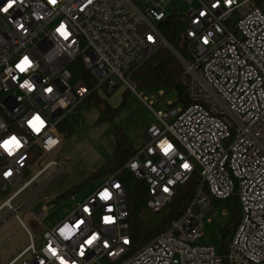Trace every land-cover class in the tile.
Instances as JSON below:
<instances>
[{"label":"built area","instance_id":"1","mask_svg":"<svg viewBox=\"0 0 264 264\" xmlns=\"http://www.w3.org/2000/svg\"><path fill=\"white\" fill-rule=\"evenodd\" d=\"M181 1L185 10L175 0H15L0 11V144L12 136L21 142L12 154L0 147V187L23 181L0 209L16 216L15 195L54 166L29 198L35 196L62 171L58 162L40 160L39 170L23 180L39 152L48 155L60 144L58 125L91 90L113 91L117 77L135 91L132 74L168 48L160 27L174 13L183 15L187 58L173 49L190 103L153 111L156 121L123 168L147 183L153 213L170 202L177 185L195 173L199 178L185 211L131 254L125 188L114 173L46 230L39 248L19 219L30 243L9 264H264V12L258 0ZM7 3L0 0V9ZM25 56L31 63L20 72ZM26 80L32 91L20 87ZM150 98L152 109L157 100ZM34 115L45 121L39 133L27 123ZM105 190L107 200L100 195ZM233 194L240 218L218 255L195 242L211 201ZM65 225L74 229L67 239L59 231ZM28 253L31 260L23 259Z\"/></svg>","mask_w":264,"mask_h":264},{"label":"rangeland","instance_id":"2","mask_svg":"<svg viewBox=\"0 0 264 264\" xmlns=\"http://www.w3.org/2000/svg\"><path fill=\"white\" fill-rule=\"evenodd\" d=\"M175 4L182 10L186 9L181 0ZM258 6L264 12V1L258 0ZM117 86L113 91L103 88L96 90L97 95L111 107L120 109L112 119H99V110L95 106L85 104L73 109L78 117L74 132L68 137L59 135L60 144L48 155L39 152L34 161L30 163L29 170L24 174L23 180H29L38 170V161L46 164L51 161L61 164L62 171L48 182L35 196H29L44 184L54 173V166H50L27 187L15 195L10 205L19 207L16 216L4 206L0 209V264H5L28 246L30 237L22 227L19 219L30 230L32 239L37 248L43 241V233L57 225L64 219L77 202H81L91 194L101 183L97 177L101 167L112 159L116 129L120 128L130 140L134 148L144 143L143 135L147 126L156 121L153 111H167L174 107L176 100L174 91L164 88L150 90L135 84V91L117 77H114ZM134 82V80L132 79ZM135 83V82H134ZM160 92L164 93L162 96ZM147 98L146 103L140 99ZM150 94L157 100L152 109L147 103L151 100ZM23 184L22 180L7 184L4 189L0 187V205L10 197ZM75 199L72 200L71 196ZM29 198V199H28ZM28 199V200H27ZM25 200L26 204L21 205ZM212 208L203 217L202 235L196 240L198 245L213 246L216 254L223 253L224 243L222 230L230 221V209L217 200H212ZM23 259L31 260L30 254ZM22 260L14 264H22Z\"/></svg>","mask_w":264,"mask_h":264},{"label":"trees","instance_id":"3","mask_svg":"<svg viewBox=\"0 0 264 264\" xmlns=\"http://www.w3.org/2000/svg\"><path fill=\"white\" fill-rule=\"evenodd\" d=\"M160 31L166 41L184 58H187L185 50L184 21L183 15L171 14L162 22ZM79 63H77V66ZM79 70L80 67H78ZM182 65L177 57L166 47L159 48L139 69L131 76L135 84L144 89L164 88L166 91H174L176 100L172 103L174 107L189 105L187 89L179 78L182 74ZM92 88V83L89 84ZM95 106L99 110V119H112L121 105L111 107L105 100L101 99L96 90L83 99L80 105ZM78 122L75 114H70L58 125V134L62 137L70 136ZM137 148H134L120 129H116L114 152L112 159L107 161L97 172L96 176L102 181L110 175L117 173L118 179L122 182L128 209V233L130 237L129 254L138 250L141 246L151 240L159 233L166 230L171 221L178 218L188 207L194 198L199 184L198 175L195 173L183 184L175 187V192L170 202L158 212H150L146 202L149 198L148 185L145 181L136 179L128 170L123 168L130 160ZM230 209V221L222 230L223 251L239 221L240 204L236 194L222 200H217Z\"/></svg>","mask_w":264,"mask_h":264},{"label":"clouds","instance_id":"4","mask_svg":"<svg viewBox=\"0 0 264 264\" xmlns=\"http://www.w3.org/2000/svg\"><path fill=\"white\" fill-rule=\"evenodd\" d=\"M9 9V6L7 5L6 7L0 9V11L3 12H7ZM27 56H25L20 63L17 64V68L20 69H24V71L27 70L28 66V62L27 60H25ZM21 71L20 72H24ZM21 88H25L27 87L29 91L33 90V85L29 82V81H25L23 84L20 85ZM48 92H51L52 89L49 88L47 89ZM45 126V121L39 116V115H34L33 118L31 119V128L34 130V132L39 133L41 131V129ZM55 141H51L50 144H54ZM6 147L12 152L17 148L16 142L13 140H9L8 144L6 145ZM60 234L62 236H64L65 239H67L68 237H70L73 234L74 229L70 228L69 226L65 225L63 228L59 229Z\"/></svg>","mask_w":264,"mask_h":264},{"label":"snow or ice","instance_id":"5","mask_svg":"<svg viewBox=\"0 0 264 264\" xmlns=\"http://www.w3.org/2000/svg\"><path fill=\"white\" fill-rule=\"evenodd\" d=\"M14 2H15V0H8L7 5L9 6V8H11V7L13 6V3H14ZM50 2H51V3H55L56 0H50ZM229 2H230V0H229ZM58 31H60L62 35H65V37H67V33H66V31H64V26H63V25H61V28L58 29ZM149 39H151V37H149ZM25 60H27V62H28V66H30V63H31V62H30V60L28 59V57H26ZM20 70H21V71H24V69H20ZM27 123H28L29 127H31V120L27 121ZM9 140H13V141L16 142L17 149L21 146V142L18 140L17 137L12 136V137H10L9 139L4 140V141L2 142V144H0V147H3L5 150L9 151V154H12V152L6 147V145L8 144V141H9ZM171 147H172V146L169 144V145L164 149V151L167 153V151H169V150L171 149ZM184 167L187 168L188 165L185 164ZM5 175H8V173H5ZM100 195H101V197H102L103 199L107 200V199L110 198V195H111V194H110L107 190H105L104 192L100 193ZM86 211H87V209H86ZM110 220H111L110 217H105V222H110ZM93 239H95V237H93ZM91 242H92L91 240L88 241V243H91ZM55 251H56L55 249H52V252H53L54 255H55Z\"/></svg>","mask_w":264,"mask_h":264},{"label":"water","instance_id":"6","mask_svg":"<svg viewBox=\"0 0 264 264\" xmlns=\"http://www.w3.org/2000/svg\"><path fill=\"white\" fill-rule=\"evenodd\" d=\"M168 49L175 55H177V52L173 49V47L166 41Z\"/></svg>","mask_w":264,"mask_h":264},{"label":"crops","instance_id":"7","mask_svg":"<svg viewBox=\"0 0 264 264\" xmlns=\"http://www.w3.org/2000/svg\"><path fill=\"white\" fill-rule=\"evenodd\" d=\"M2 223H3V222H1L0 225H1ZM20 252H21V251H20ZM20 252H19V253H20ZM19 253H18V254H19ZM18 254H17V255H18ZM17 255H16V256H17ZM16 256H14L13 258H15ZM13 258H12V259H13ZM12 259H11V260H12ZM11 260H9V261H8L7 263H5V264H9V263L11 262ZM13 264H14V263H13Z\"/></svg>","mask_w":264,"mask_h":264}]
</instances>
